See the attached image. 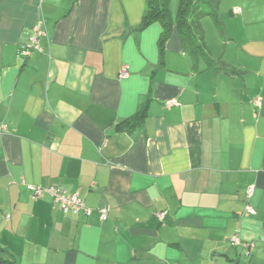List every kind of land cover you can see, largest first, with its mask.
I'll use <instances>...</instances> for the list:
<instances>
[{
  "label": "crops",
  "instance_id": "crops-1",
  "mask_svg": "<svg viewBox=\"0 0 264 264\" xmlns=\"http://www.w3.org/2000/svg\"><path fill=\"white\" fill-rule=\"evenodd\" d=\"M146 5L0 0L1 264H264V0L230 1L225 50L206 40L232 74L176 21L162 55ZM53 187L109 218L66 213Z\"/></svg>",
  "mask_w": 264,
  "mask_h": 264
},
{
  "label": "trees",
  "instance_id": "trees-1",
  "mask_svg": "<svg viewBox=\"0 0 264 264\" xmlns=\"http://www.w3.org/2000/svg\"><path fill=\"white\" fill-rule=\"evenodd\" d=\"M221 1L222 0H181L176 25L179 31L180 41L186 53L190 54L195 60L204 58L215 71H223L224 73L232 74L236 73V71L229 69L224 65L217 64V61L211 57L201 22L203 17L212 16L215 19L217 26H220ZM169 3L170 0H147L141 25V29H143L153 23H161L163 27V33L160 39L162 55L165 53V43L171 37L175 24L170 14ZM138 120L141 122L143 116H140ZM81 198L85 201L83 197ZM97 208L99 207L94 209ZM79 214H83V212H80ZM0 249L3 250L4 247L0 246ZM2 262L3 259L0 258V264Z\"/></svg>",
  "mask_w": 264,
  "mask_h": 264
},
{
  "label": "built area",
  "instance_id": "built-area-1",
  "mask_svg": "<svg viewBox=\"0 0 264 264\" xmlns=\"http://www.w3.org/2000/svg\"><path fill=\"white\" fill-rule=\"evenodd\" d=\"M234 14H239L241 11L238 8L233 9ZM45 22L42 21L39 23L36 27L33 29V34L30 38V42L26 47L22 50L21 55L24 57H31L35 52H42V46L40 43L41 37L46 35V30H45ZM126 75V73H125ZM169 106H171L173 103L171 101H168L167 103ZM255 104L257 106H261L263 104V100H256ZM29 190L32 192L34 198H38L41 195H43L44 189L40 187H35L32 185L28 186ZM54 199V202L59 204L61 208L66 212V213H74V214H79L80 212H83L85 216H90L93 214V212H98L100 219L102 221H106L109 218L110 215V206L109 205H103L100 206L97 209H94L92 207H89L85 201L79 196L78 193H68L66 190L59 188V187H53L47 191ZM248 197H251L254 193V189L250 188L247 191ZM248 211L253 214L255 212V209L253 206L248 205L247 206ZM159 218L163 220L166 215V211H162L159 214ZM231 244L233 246H238L241 244L240 238L238 236H234L230 240Z\"/></svg>",
  "mask_w": 264,
  "mask_h": 264
},
{
  "label": "rangeland",
  "instance_id": "rangeland-1",
  "mask_svg": "<svg viewBox=\"0 0 264 264\" xmlns=\"http://www.w3.org/2000/svg\"><path fill=\"white\" fill-rule=\"evenodd\" d=\"M230 1L231 0H222L220 8V22L217 26L215 19L212 16H205L202 19V28L206 35V40L211 47H215V43L222 44V50L227 48L229 44V30L230 28ZM181 0H170V14L173 21H176L178 11L180 8ZM229 48V45H228ZM218 66V65H214Z\"/></svg>",
  "mask_w": 264,
  "mask_h": 264
}]
</instances>
